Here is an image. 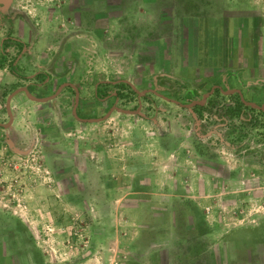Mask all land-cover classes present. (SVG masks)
Instances as JSON below:
<instances>
[{
  "label": "rangeland",
  "instance_id": "1",
  "mask_svg": "<svg viewBox=\"0 0 264 264\" xmlns=\"http://www.w3.org/2000/svg\"><path fill=\"white\" fill-rule=\"evenodd\" d=\"M236 15L257 31L211 46V79L172 76L204 18ZM18 22L40 46L84 37V62L112 68L105 94L120 95L70 76L86 93L76 115L52 78L29 91L53 99L0 127V264H264V0H0L9 52ZM131 51L159 72L123 84ZM232 64L240 77L219 70Z\"/></svg>",
  "mask_w": 264,
  "mask_h": 264
},
{
  "label": "crops",
  "instance_id": "2",
  "mask_svg": "<svg viewBox=\"0 0 264 264\" xmlns=\"http://www.w3.org/2000/svg\"><path fill=\"white\" fill-rule=\"evenodd\" d=\"M226 22V26L223 27L221 21L215 23L213 17L204 18V20L200 22L201 24L199 23L197 27V37L200 38L201 41H198L196 47L197 51L196 53L194 52L196 55L195 61L188 65H182V67L176 70L175 74L172 76L180 78L181 80L189 78L195 79L198 74L205 72L202 78L209 76L210 78L208 79H211L213 73L218 71L217 66H219L218 64L220 63V61L213 63L214 61L211 59L212 57L210 54L211 46L213 49L216 48V51L212 50V54L221 55L222 52L224 53V51H222L223 49L220 50L215 44L223 35L235 33V38L239 39L242 43L257 31L256 21L255 26L252 24L253 22L251 23L252 25H247L244 18L239 17V15L227 19ZM18 24L19 27L22 28L18 35L10 34L2 39H9L8 43L13 42L15 46L17 45L18 48L15 49L17 52L19 51V47H21L22 50L17 54V52H9V46L5 48L3 43L0 45V104L3 103L5 107L3 111L0 109V127H2V129L13 127L16 122L18 111L30 107L33 100L45 102L55 97L54 95L48 97L43 96L42 98L47 99L40 100L42 98H37L35 94H32L37 83L49 82L52 78L55 81H61L58 91L56 92L57 97L68 99L70 95L69 90L74 91V111L76 112V115H81L80 104L81 102H84L83 97L86 96V93H84L83 86L81 87L77 81H68L70 76L75 78V80L92 79V83L89 84L92 86L93 97L101 98V96L109 95L110 97L117 98L116 91L111 92L110 94H105L107 88L114 86L118 81L113 76L114 70L112 71V68H110L109 72H107L106 69H103V72H101V69H92L91 71L89 69L90 67L88 68L84 62V56L80 52L81 47L86 43L84 37L77 36L76 38L62 39L57 45L51 41L50 44L52 47L40 46L42 38L32 36L29 28L27 29L26 27V23L23 24V22H18ZM241 33L242 37L239 35ZM12 48L14 47L12 46ZM132 54L131 51L130 55L126 57L127 63L124 70L125 74L123 76L117 75V78L120 79L123 84L126 83V81L130 83H134L135 81L140 82V80H143L149 72H159L158 68H155L154 70L153 67L149 68L147 66V57L146 61L143 60V58L138 60L137 58H133ZM230 54L234 56V52H231ZM183 57H186V55H183ZM232 66L233 67L224 66L221 67V69L218 67V69H225V71L222 70V73L230 75L238 73L240 77V72L245 68L243 69L242 65L235 67V65L232 64ZM256 66L257 63L254 67ZM262 79L264 78L260 77L259 80ZM30 94L36 97V99L32 98ZM3 97L6 98V102L3 101ZM206 97L207 96L205 95L204 99L193 101L192 104L201 106ZM3 114H5L6 117H9L7 122L1 120L3 119ZM80 119L85 120L84 118Z\"/></svg>",
  "mask_w": 264,
  "mask_h": 264
},
{
  "label": "water",
  "instance_id": "3",
  "mask_svg": "<svg viewBox=\"0 0 264 264\" xmlns=\"http://www.w3.org/2000/svg\"><path fill=\"white\" fill-rule=\"evenodd\" d=\"M4 2H8L9 0H3ZM30 96L32 97V98H34V99H36V97H34V96H32L31 94H30ZM47 98H42V99H40V100H46ZM107 116H108V114H107ZM105 117H102V118H96V119H92L93 121H100V120H102V119H104Z\"/></svg>",
  "mask_w": 264,
  "mask_h": 264
},
{
  "label": "trees",
  "instance_id": "4",
  "mask_svg": "<svg viewBox=\"0 0 264 264\" xmlns=\"http://www.w3.org/2000/svg\"><path fill=\"white\" fill-rule=\"evenodd\" d=\"M119 92L116 91V96L119 97ZM243 102H240V104H242Z\"/></svg>",
  "mask_w": 264,
  "mask_h": 264
}]
</instances>
